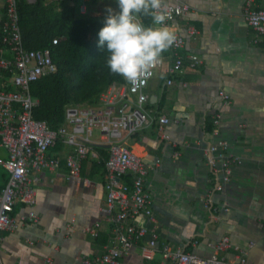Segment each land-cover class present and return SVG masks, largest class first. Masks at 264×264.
<instances>
[{"label": "crops", "instance_id": "crops-1", "mask_svg": "<svg viewBox=\"0 0 264 264\" xmlns=\"http://www.w3.org/2000/svg\"><path fill=\"white\" fill-rule=\"evenodd\" d=\"M47 1L56 2L58 9L64 5L73 8L77 18L100 20L108 7L119 11L116 0ZM165 2L189 6L185 15L168 25L184 39L181 54L196 55L200 63L190 67L185 59L181 70L171 76V52L162 54V66L143 90L148 96L144 109L149 124L127 141L135 154L154 167L146 187L159 239L172 248L207 258L212 254L209 244L228 237L246 252L247 264H264V35L257 37L247 26L245 0ZM258 6L264 8V3L258 1ZM3 13L0 0V24ZM189 27L199 34L190 36ZM8 85L0 79V90H10ZM220 91L229 96L228 104L220 99ZM217 114L219 132L213 137L207 125ZM161 115L168 118L166 125L158 123ZM95 131L92 152L82 162L80 181L70 178L65 166L36 174L34 210L38 222L2 234L0 264H81L84 257L99 255L111 244L114 226L101 211L106 198L104 161L108 150ZM219 140L227 143V152L237 162L223 190L212 193L217 180L204 153L211 142ZM68 153L62 142L50 150V155L61 159ZM7 158V151L0 146V159ZM7 179L0 165V192ZM19 212L20 207H15V215ZM135 223L151 228L144 216ZM95 224H99L97 236L83 231ZM143 245L140 241L122 263L174 264L162 260L158 253L144 258ZM237 254L232 249L222 253L224 264H237Z\"/></svg>", "mask_w": 264, "mask_h": 264}, {"label": "built area", "instance_id": "built-area-1", "mask_svg": "<svg viewBox=\"0 0 264 264\" xmlns=\"http://www.w3.org/2000/svg\"><path fill=\"white\" fill-rule=\"evenodd\" d=\"M258 1L264 3V0ZM258 1L245 0L243 17L247 26L260 37L264 35V8L258 6ZM3 2L0 79L8 77L11 89L0 90V146L8 153L6 160L0 159V165L8 174L7 183L0 192V242L3 233L16 231L24 223L38 222L34 210V184L38 181V172H54L65 166L69 177L80 181L82 162L92 152L93 131L97 130L108 150V158L104 161L106 198L101 211L109 216L114 234L111 244L101 254L86 256L81 264H123L122 258L140 241H144L142 255L146 259H151L158 253L162 260L174 264H224L221 254L232 249L239 253L235 256L237 264H247L246 252L233 245L228 237L209 244L212 254L207 258L187 253L180 247L172 248L159 239L156 220L152 214L151 196L146 187L147 176L154 167L135 154L127 141L149 124V117L144 109L148 96L143 90L154 76L155 70L162 66V60L151 70L152 75L147 83L138 90H133L121 77L122 82L110 84L99 95L95 104L67 106L64 123L53 130L45 121L34 118L33 110L37 106V100L30 94V84L57 71L50 49H27L19 26L18 0ZM165 7L170 15L167 24L189 11V6L183 2H165ZM79 10L84 13V4ZM187 33L194 38L199 31L189 27ZM57 41L53 39L52 44ZM183 46V37L176 35L174 44L168 49L172 55V64L168 68L171 76L181 70L185 59L190 67L200 63L196 55L181 54ZM167 84L171 85V80ZM218 95L224 104L229 103V96L223 91ZM168 121L163 115L158 119L161 125H166ZM219 121V114L214 115L210 132L213 137L218 136ZM163 138L167 139L164 135ZM57 142H62L69 148V153L63 159L50 155L51 148ZM227 149V143L219 140L211 142L205 150L204 156L210 172L217 180L212 193L223 190L230 181L232 165L237 162ZM17 206L20 207L19 215H15ZM206 207L214 212L216 210L210 203ZM140 216L149 220L151 228L135 223ZM98 228L99 224H95L83 231L97 236Z\"/></svg>", "mask_w": 264, "mask_h": 264}, {"label": "trees", "instance_id": "trees-1", "mask_svg": "<svg viewBox=\"0 0 264 264\" xmlns=\"http://www.w3.org/2000/svg\"><path fill=\"white\" fill-rule=\"evenodd\" d=\"M19 26L27 49L49 48L57 71L30 84V94L37 100L33 110L36 120L45 121L56 130L64 123L69 105L95 104L99 95L112 83L122 82L107 67L108 53L98 44V32L105 16L99 19L77 18L73 8L56 2L18 0ZM145 26L150 17H139ZM57 39L56 44L52 40ZM8 77L3 78V83ZM9 90V89H8ZM212 130V121L207 131ZM107 158V157H106Z\"/></svg>", "mask_w": 264, "mask_h": 264}, {"label": "clouds", "instance_id": "clouds-1", "mask_svg": "<svg viewBox=\"0 0 264 264\" xmlns=\"http://www.w3.org/2000/svg\"><path fill=\"white\" fill-rule=\"evenodd\" d=\"M119 11L106 9L104 26L98 32V44L108 53L109 70L123 77L133 90L143 87L162 54L175 42L165 0H116ZM140 16L150 17L145 26Z\"/></svg>", "mask_w": 264, "mask_h": 264}, {"label": "rangeland", "instance_id": "rangeland-1", "mask_svg": "<svg viewBox=\"0 0 264 264\" xmlns=\"http://www.w3.org/2000/svg\"><path fill=\"white\" fill-rule=\"evenodd\" d=\"M156 70H157V69H156ZM156 70H155V71H156ZM154 74H155V72H154ZM94 131H95V130H94ZM97 135H98V131L96 130V131H95V136H97Z\"/></svg>", "mask_w": 264, "mask_h": 264}]
</instances>
